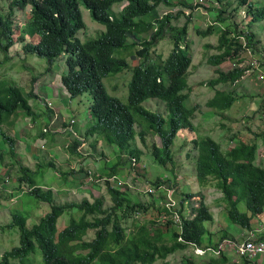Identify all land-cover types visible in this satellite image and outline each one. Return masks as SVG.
<instances>
[{"label":"trees","instance_id":"trees-1","mask_svg":"<svg viewBox=\"0 0 264 264\" xmlns=\"http://www.w3.org/2000/svg\"><path fill=\"white\" fill-rule=\"evenodd\" d=\"M174 1L11 0L10 12L4 17L0 16V51L4 54L16 42H22L25 54L45 58L49 65L61 54L66 55V69L60 77L68 92L64 103L68 104V99L84 93L89 94L91 102L81 134L84 140L93 138L95 143L99 139L117 150L116 162H106L111 164H107L109 170L104 173L108 179L117 176L115 172L123 164L122 156L134 164L140 161L144 147L150 148V154L157 164L174 168L177 163L173 145L177 133L182 129L194 130L193 119L198 105L189 99L190 86L187 84L192 62L191 41L188 39V27L192 21L190 12L185 13L179 8L175 16L172 13L160 16L158 11L162 4L178 5ZM215 2L218 5L215 20L204 29L195 28L196 34L201 37L218 34V43L214 46L216 51L206 59L207 64L217 67V76L208 80L210 88L233 85L243 74L256 68L249 62L244 64V68L234 66L224 72L218 68L221 63L237 57L243 48L247 50L252 47L258 51L253 46L255 33L251 30L241 31L224 14L232 0ZM80 3L89 11L90 17L104 27L91 39L83 40L78 36L85 27ZM179 3L188 7L189 11L196 6L184 1ZM121 5L120 9L115 10L116 6ZM27 6L28 17L20 26L16 25L19 38L13 39L12 11L24 10ZM241 9L246 13L244 18L248 19L247 24L264 21V0H236L233 11L236 13ZM180 15L186 16L185 21L181 25L173 23L172 19ZM35 35L38 36L36 42L25 41L27 37ZM164 38H168L172 45L165 58L156 49L158 42ZM117 49L127 50L126 54L133 50L130 57L139 58L140 61L131 66L126 58L114 56ZM126 69L131 75L127 83V102L122 103L118 97L108 94L103 78ZM214 89L206 106L214 115H221L233 105L235 94L223 88ZM31 98L37 96L32 92L27 93L19 85L0 80V125L8 123L12 115L29 116L35 123L38 137H46L47 131L44 129L49 126L50 116L54 112L48 108L44 125L37 122ZM145 102L148 108L143 106ZM160 104L161 109L158 108ZM62 125L71 128L70 134H67L71 139L66 145L68 151L81 156L77 149L81 140L72 133L76 130V122L66 120ZM0 134L4 140L1 129ZM261 136H264V132ZM154 137L158 138V142L153 141ZM220 137L222 135L215 140L203 134L193 139L196 155L188 162L193 166V175L200 186L213 187L220 193L215 198L216 203L224 208L228 221L250 230L251 218H261L264 213V165L257 162L259 145L256 141L239 140L223 150ZM4 141L10 142L13 152L14 139L5 135ZM187 141L189 139L185 138L183 142ZM186 155L189 157V152ZM14 162V166L19 164L14 179L16 192L27 198L25 203L30 201L28 197H32L37 203L48 204L49 211L28 227L26 211L12 210L7 227L17 231L18 244L1 254L0 264H154L177 251L189 250L192 253L190 242L202 248H216L224 239L233 238V235L221 230L218 240L213 239L217 234L209 227L214 222L213 213L201 193L197 206L189 203L191 212L188 215L184 211V201L196 196L193 192L181 198L177 213L162 203L165 192L158 190V185L164 182L160 179L162 177L150 185L155 189L153 193L145 192L150 196L147 200L135 197L134 200L127 191L119 190L106 181L111 196L108 206L103 197H96L92 201L83 198L80 201L60 202L50 187L44 182L41 184L43 168H54L53 161L47 164L40 162L35 169L20 165L19 161ZM86 171L84 175H87ZM77 176L80 174L59 172L58 179L61 182L69 179L70 185L77 188L81 184L75 181ZM158 192L161 195L154 199L153 195ZM240 204L244 206L243 210ZM150 209L158 212L152 220L137 219V215ZM172 211L179 222L174 223ZM63 215L68 217V222L58 229V218ZM163 215L165 221L161 220ZM89 231L93 232L90 239ZM203 236H206V244L202 243ZM259 237L264 239V233ZM181 257V264H196L192 256L182 254ZM231 262L226 254L220 252V255H212L202 264ZM254 263L255 260L243 259L242 264Z\"/></svg>","mask_w":264,"mask_h":264},{"label":"rangeland","instance_id":"rangeland-1","mask_svg":"<svg viewBox=\"0 0 264 264\" xmlns=\"http://www.w3.org/2000/svg\"><path fill=\"white\" fill-rule=\"evenodd\" d=\"M10 1L0 0V16L4 17L10 12ZM179 1L195 5L193 0H175L174 2H178V5L168 6L162 4L159 6L158 11L160 16L167 13H172L175 16L179 8L187 10L188 13L190 12L189 16H191L192 21L188 27V39L191 41L192 62L187 76V84L190 86L189 99L193 104L198 105V109L193 119L194 130L182 129L177 133L173 145L174 159L177 163L174 168L171 165L161 166L157 164L150 154V148L144 147L140 161L131 164L127 162L125 156H122L123 164H120L118 169L116 168L115 175L117 176H112L109 179L105 177L104 173L109 170L107 166L109 163L106 162L113 164L116 162L117 150L106 145L102 140L98 139L94 143L93 138L84 140L82 136V127L85 124V117L91 102L89 94L84 93L73 99H68V104L64 103V100L68 97V92L62 85L60 77L66 69V55L61 54L49 65L45 58L25 54L22 49V42H16L12 45L7 54L0 51V80L19 85L27 93L32 92L35 97L37 96V98L30 99L33 111L36 114V121L44 125V119L48 118V108L54 112L50 116L49 126H45L44 129L47 131L46 137H38L35 123L29 116L19 115L15 117L12 115L8 123L0 125V129L4 132V140L5 135L14 139V143H12L13 152H11L10 142L4 141L3 135L0 134V256L5 250H9L18 244L17 231L14 228L7 227L12 210L23 209L26 211L25 213L28 214V227H31L39 220L40 216L49 211L48 204L37 203L32 197H28L30 201L25 203L27 198L16 192L14 179L19 164L14 166V161H19L20 165L32 169H35L40 162L47 164L53 161L55 163L54 168L51 169L48 166L43 168L44 173L41 184L44 182L50 187L60 202L80 201L83 198L92 201L96 197H103L105 205L108 206L111 204V196L108 194L106 181L118 187L119 190L127 191L132 198L147 200L150 196L144 192V189L147 188L146 186L154 184L153 182L157 178L162 177L160 179L175 190L170 191V195L167 192L162 197L161 201L163 203L172 202L171 208L177 213L181 198L193 192L196 196L184 201V211L188 215L191 212L189 203L191 202V205L197 206L201 193L204 195L203 200L213 213L214 222L209 225L210 230H214L218 234L221 230H225L237 235L238 230L241 228L228 221L224 208L218 206L215 202V198H218L220 193L213 187L200 186L193 175V166L189 165L188 160L196 155L192 140L200 138V135L203 134L210 135L215 140L222 135L219 142L223 150L234 145L235 141H256L259 145L257 161L260 158L264 159V136H261L264 132V21L257 24H247L248 19L244 18L246 14L244 9L236 13L233 11L236 0H232V4L226 7L224 14L231 18V21L235 22L241 31L251 30L255 33L253 37L255 44L253 46H256L258 51H254L252 47H248L247 50L243 48L239 51L237 57L227 59L218 66L220 70L227 72L234 66L244 68V64L254 62L256 68L252 72L243 74L233 85H217L214 87L233 92L236 98L230 109L224 111L221 115H214L209 112L210 108L206 106V101L213 96L215 89L210 88L207 83L209 79L217 76V67L207 64L206 59L209 54L216 51L214 46L218 43V34L213 33L210 36L201 37L196 34L195 28L204 29L209 22L215 20L218 5L215 0H204L189 11L188 7H185ZM251 1L255 2L257 0ZM122 6H116L115 10L120 9ZM79 8L85 27L83 31L78 33V36L83 40L91 39L104 27L90 17L89 11L82 3L79 4ZM28 11V6L24 10L13 9L11 15L14 28L13 39L19 38V29L16 25L20 26L27 19ZM185 17V15H180L178 18H173L172 22L181 25L185 21ZM37 40L38 36L36 35L25 39L26 42L33 43ZM168 40V38H164L156 45L157 53H160L164 58L172 46ZM242 44H244V41ZM126 53L127 50L117 49L114 56L126 58L131 66L140 61L139 58L130 57L133 50L128 51V54ZM130 75V71L126 69L103 78V84L108 94L118 97L122 103L127 102V83ZM143 106L148 108V103H143ZM158 108L161 109V104ZM66 120L70 123L76 122V130L72 133L78 135L81 140L80 145L77 147L78 151L82 153L81 156L71 154L66 147L68 142H71L69 135H67L70 134L69 130L71 128H69V125H62ZM185 138L189 139L186 143L183 142ZM153 141L158 142V138L154 137ZM94 146L97 147L94 148ZM186 152H189V157ZM68 171L80 174L75 180L77 183L81 182L77 188L70 185L69 179H66L65 182L58 179L59 172ZM85 171L88 172L87 175H84ZM67 176L71 178L70 175ZM148 191L151 192L150 189ZM159 195L161 193L158 192L153 195V198L156 199ZM240 209H244L241 204ZM157 213L156 210L150 209L144 214L137 215V219L140 221L152 220ZM165 218L163 215L161 220L165 221ZM262 218V221H259L261 219L259 217L251 218V224L264 223V213ZM67 222L68 217L66 215L59 217L57 228H63ZM247 231L245 229L244 234ZM236 235L233 238H244L243 234ZM92 236L93 232L89 231L88 238L90 239ZM213 239L216 240L215 235ZM213 239L212 241H214ZM202 243L206 244V236L202 237ZM230 247V243L224 244L226 252L229 251ZM182 254L192 256L196 264H202L210 257L208 254L192 255L189 250H183L177 251L165 260L158 259L154 264H181ZM228 256L234 263H243V258ZM254 264H264V255L255 259Z\"/></svg>","mask_w":264,"mask_h":264},{"label":"built area","instance_id":"built-area-1","mask_svg":"<svg viewBox=\"0 0 264 264\" xmlns=\"http://www.w3.org/2000/svg\"><path fill=\"white\" fill-rule=\"evenodd\" d=\"M204 0H193L194 4H200ZM185 13H188L187 10H185ZM252 65L256 66L254 62H251ZM258 157V154H257ZM264 165V159L260 158L259 161ZM158 188L165 189L168 192V195H170V191L172 189H166L163 185H159ZM148 189L151 190L148 191ZM155 189L153 187H147L144 189V192L147 193H153ZM172 203V202H171ZM171 203L166 204L168 207H171ZM172 217L174 219V223L179 222L178 216L176 213L172 211ZM264 233V223L257 224L256 226L252 227L250 230L245 232L243 239H235V238H227L224 239L221 243L218 244L216 248H202L198 245H196L193 242H190V249L192 250V253L195 254H208L210 256H218L220 255V252H223L224 254L235 256L237 258H243L247 260H255L258 259L260 256L264 255V239H260V235ZM181 240V238H179ZM230 243L231 247L228 252L224 249V244ZM229 257V256H228Z\"/></svg>","mask_w":264,"mask_h":264},{"label":"crops","instance_id":"crops-1","mask_svg":"<svg viewBox=\"0 0 264 264\" xmlns=\"http://www.w3.org/2000/svg\"><path fill=\"white\" fill-rule=\"evenodd\" d=\"M209 112H210V111H209ZM85 119H86V118H85ZM193 124H194V122H193ZM215 202H216V199H215ZM262 217H263V216H262ZM262 217H261V219H260L259 221H262V219H263ZM257 224H258V223H257ZM257 224H254V225H257ZM254 225H252V227H253ZM244 230H245V229H242V228H241L240 230H238L237 235H236V233H232V232H227V233H229L230 235H233V236H234V235L239 236V235H241V234L244 235ZM219 235H220V234H218V233L215 234V238H216V240H218Z\"/></svg>","mask_w":264,"mask_h":264},{"label":"clouds","instance_id":"clouds-1","mask_svg":"<svg viewBox=\"0 0 264 264\" xmlns=\"http://www.w3.org/2000/svg\"><path fill=\"white\" fill-rule=\"evenodd\" d=\"M166 184V185H164ZM164 186V188L166 189H172V191H175L169 184L163 182V184H161ZM159 186V185H158ZM159 191H162V192H165V195L167 194V191L165 189H161V188H158ZM163 203V202H162ZM171 208V207H170ZM172 209V208H171ZM173 210V209H172Z\"/></svg>","mask_w":264,"mask_h":264}]
</instances>
